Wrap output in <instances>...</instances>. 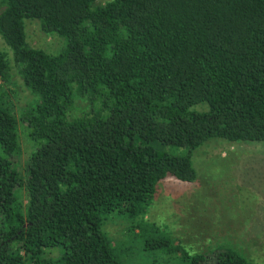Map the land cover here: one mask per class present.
I'll list each match as a JSON object with an SVG mask.
<instances>
[{"label": "trees", "instance_id": "trees-1", "mask_svg": "<svg viewBox=\"0 0 264 264\" xmlns=\"http://www.w3.org/2000/svg\"><path fill=\"white\" fill-rule=\"evenodd\" d=\"M98 2L0 0V264H127L108 222L144 230L158 186L196 182L209 141L264 145V0ZM27 20L63 40L58 55L29 45ZM12 65L35 100L20 116ZM147 237L134 244L142 260L159 251L153 264H256Z\"/></svg>", "mask_w": 264, "mask_h": 264}, {"label": "rangeland", "instance_id": "rangeland-1", "mask_svg": "<svg viewBox=\"0 0 264 264\" xmlns=\"http://www.w3.org/2000/svg\"><path fill=\"white\" fill-rule=\"evenodd\" d=\"M109 1L99 0L98 3L104 5ZM26 31L28 43L33 48L55 56L64 47L62 39L42 31L39 21L27 20ZM0 50L11 56L1 38ZM11 76V81L2 82V85L8 93L10 106L20 116L35 100L24 88L14 67ZM83 111L84 106L79 105L75 115ZM21 145L22 155L17 165L23 172L33 151L25 133L21 135ZM163 148L177 155L186 153L183 148ZM192 159L198 174L196 182L182 183L171 178L163 181L147 214L138 219L145 226L144 230L125 217L106 224L104 231L113 244L132 247L126 253L124 249L118 251L120 261L128 264L134 255L131 264H153L159 251L144 253L146 257L142 260L137 256L139 251L134 242L143 243L147 236L162 235L192 256L206 255L225 247L236 250L250 262L264 264V145L231 144L215 139L193 152ZM22 194L25 197V193ZM165 262L159 259V264Z\"/></svg>", "mask_w": 264, "mask_h": 264}]
</instances>
